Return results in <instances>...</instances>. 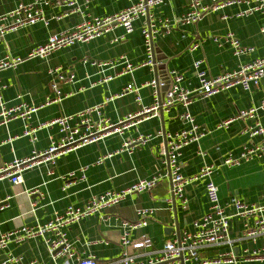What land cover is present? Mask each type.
<instances>
[{"label": "crops", "instance_id": "0c3cea01", "mask_svg": "<svg viewBox=\"0 0 264 264\" xmlns=\"http://www.w3.org/2000/svg\"><path fill=\"white\" fill-rule=\"evenodd\" d=\"M33 1L0 0V15L20 4ZM76 1L81 5L84 15L64 16L69 9L67 5L50 4L44 7L48 24L41 21L26 25L0 38V58L7 54L24 56L31 48L45 43L51 34L75 26L83 17H103L137 2ZM193 1L166 0L161 5L151 7L149 16L138 18L134 22V30L129 34H125L122 27H116L90 41L55 51L47 59L33 58L21 63L16 69L1 70L0 83L5 86L2 90L3 101L14 104L21 95L28 103L43 104L47 97L52 95L53 77L49 70L61 66L65 71L74 72L76 76L74 82L61 84L62 91L69 95L60 102L41 107L30 119V125L37 127L53 118L77 113L102 103L107 98L102 116L112 123H118L121 119L135 114L143 106L153 103V88L141 85L156 79L157 75L162 77L165 73L163 71L177 70L183 75L182 86L191 89L199 84L194 65L198 60L203 61L201 69H206L210 75L215 76L237 69L241 63L264 57V32L261 30L264 26V14L257 11L247 17L236 16L239 11L255 5L253 0L250 4L244 0L211 11L196 23L177 24L175 20L190 10ZM202 2L211 4L212 0ZM165 19L172 23L169 28L163 26ZM145 20H150L158 29L154 37V65H143L147 60L142 34ZM229 31L234 32L243 44L254 47V51L239 58L234 55L229 45L220 46L212 39L213 36L224 35ZM121 36L124 37L115 41V38ZM120 55H125L134 65L140 66L132 73L120 74L123 64L115 63L103 67L92 64L94 60L112 61ZM85 59L89 62H85ZM162 65H165V68ZM107 75L115 77L105 82L102 79ZM131 83L141 86L140 90L124 93V89ZM160 92L162 94L163 89ZM137 96L141 98L140 103ZM263 98L264 77L251 91L236 85L209 97L196 98L190 105V111L196 122L202 128L208 129V134L198 143H191L181 150L179 160L182 163L183 175L196 174L206 163L221 164L229 152L238 154L245 144L250 143L244 129L254 123V119L241 118L238 114L258 105ZM181 112L182 105H173L165 109L163 115L159 113L136 123L122 133H113L100 141L60 155L54 165L47 162L36 164L23 171L20 184H14L9 178H0V234L24 224L45 223L71 204L82 205L94 195L109 190H120L139 179L151 178L158 174L160 179L151 190L131 194L106 211L86 217L68 227L67 237L72 243L75 255H59L55 262L76 264L78 257L93 255L99 262L105 263L120 257L123 252V224L125 221H139L141 217L137 211L141 208H151L154 212L147 225L129 230V238L137 241L143 236H148L153 246L143 249L141 252L146 253L140 258L147 261L154 257L153 251L162 248L168 240L184 230H192L194 221L200 219L209 209L205 180L186 186V208L173 197L172 183L167 176V156L163 153L166 148V135L163 130L170 133L188 127V124L180 119ZM235 117L237 118L227 128H217L222 121ZM97 118V114H94L93 119ZM261 120L264 123V112H261ZM23 132L24 121L21 119H15L8 125H0V166L14 159L28 158L34 150H45L53 139L59 137L57 125L39 129L35 142L23 135ZM141 135L151 136L131 146V150L124 148L126 142L138 139ZM9 138L12 140H8ZM106 154L110 156L99 163V159ZM85 166V180L80 179L78 172L74 177L68 176L70 172ZM213 179L219 186L221 204L230 214L235 212L234 207L229 205L233 196L248 203L264 204V164L259 160L244 162L235 167L221 166ZM31 191L35 193H30ZM242 233V220L235 216L231 222L230 237L234 240L233 251L242 261L238 264H264V255L243 261L246 248H249L251 253L264 247V235L254 242L241 239ZM229 248L228 245L215 246L202 250L200 255L204 259H212L229 251ZM6 253L21 256L24 261H33V264L54 263L48 246L41 238L11 243L6 250L0 251V264H3Z\"/></svg>", "mask_w": 264, "mask_h": 264}, {"label": "built area", "instance_id": "2783aa9c", "mask_svg": "<svg viewBox=\"0 0 264 264\" xmlns=\"http://www.w3.org/2000/svg\"><path fill=\"white\" fill-rule=\"evenodd\" d=\"M166 0H137L130 6L108 14L106 16H91L84 18L75 26L51 34L45 43L37 45L30 49L24 56H12L7 54L0 58V71L3 69H16L21 63L33 59H47L49 56L62 48L72 46L76 43H84L94 38L109 33L116 27H122L125 34L134 30V22L141 17L149 16V9L161 5ZM244 0H212L211 4H204L202 0H194L190 5V10L176 19L177 24H191L198 22L202 17L211 11L241 3ZM252 0H246L251 3ZM255 5L239 11L237 17H247L251 14L261 11L264 14V0H253ZM50 4L67 5L68 10L64 16L72 14L84 15V11L76 0H34L28 4H20L15 9L0 15V38H3L8 32L15 31L20 27L35 24L37 22L49 23L44 13V7ZM227 16H224L226 18ZM58 18V17H57ZM61 18V17H60ZM9 21V22H8ZM7 22V23H6ZM174 24V23H173ZM171 21L165 19L163 26L169 28ZM264 32V26L261 28ZM158 29L150 22L144 21L142 34L147 51V60L143 65H154V37ZM124 36L115 38L119 41ZM218 45H229L236 57H242L254 51V47L242 43L234 32H227L224 35H216L212 38ZM85 62H89L85 59ZM123 64L120 74L132 73L140 65H134L125 55H120L117 59L106 62L92 61L93 65L100 67L109 64ZM202 60L195 62V68L199 79V84L194 88L182 86L183 75L177 70H168L162 77L157 76L141 86H150L154 91V101L149 106H143L135 114L121 119L118 123H112L108 118L103 117L102 109L106 105L108 98L99 104L87 107L71 115H62L53 118L37 127L30 125V119L43 106L57 103L63 100L69 94L61 89V84L74 82L76 76L72 71H65L61 66L52 67L49 70L51 74L52 95L48 96L41 105H35L26 102L22 96L14 104H9L2 99V90L5 86L0 83V125H8L15 119L24 121L23 135L30 137L31 141H37V131L43 127L57 125L59 128V137L53 139L50 146L45 150H34L32 155L24 159H14L9 163L0 166V178H9L14 184H20L23 180L22 173L36 164L47 162L52 165L56 163L57 158L66 152L79 147L100 141L113 133H122L125 129L136 123L146 120L150 117L159 115L160 109H169L171 106L180 104L183 106V112L180 119L188 127L166 133L167 144L163 149L167 156L168 165L167 176L172 183L173 197L180 201L183 208L188 205V198L185 194V188L188 184L205 180L206 195L209 201L208 211L198 220L194 221L192 230H184L174 238L168 240L162 248L153 251L154 257L147 261L140 258L146 252H141L145 248L153 246L152 240L148 236H143L137 241L129 238V230L148 224L149 218L154 210L151 208L138 209L137 213L140 220L137 222H124V233L121 238L123 252L120 257L105 263L99 262L95 256L78 257L76 264H212V263H235L242 262L233 251V239L230 237L231 222L235 216L242 220L243 233L241 239H248L254 242L264 235V204L248 203L239 197L233 196L229 205L233 206L235 212L228 213L220 201L219 186L215 183L213 176L221 166L235 167L244 162L259 160L264 164V123L261 120V112H264V98L258 105L249 109L240 111L238 117L254 119V123L244 129V133L250 138V143L245 144L238 154L229 152L221 164H204L194 175L184 176L182 173V163L179 160L181 150L191 143H198L208 134V129L202 128L197 122L195 116L190 111V105L196 98H205L221 91L227 90L233 86L239 85L246 91H251L257 87L260 80L264 77V57H257L247 63H241L237 69L224 72L219 75H210L206 69H201ZM167 76L169 88L161 94V89L167 85ZM115 75H107L102 80L108 82ZM141 86L129 84L126 92H138ZM162 96V97H161ZM140 103L141 98L137 96ZM97 114L98 118L93 119ZM224 120L217 125V128H227L229 124L236 119ZM151 135H141L138 139L128 141L124 148L131 150V146L145 141ZM8 140H12L9 138ZM200 153H202L200 151ZM110 154L104 155L99 159L101 163ZM87 167H81L78 171L69 173V177L80 174V179H86ZM53 173V170L50 171ZM160 175H154L151 178L139 179L136 183L120 190H109L102 194L90 197L82 205H69L62 213H57L52 219L45 223L24 224L13 230L0 234V251L6 250L11 243H23L31 239L41 238L48 246L51 257L55 262L59 255L74 256L72 243L67 237V229L71 225L80 222L82 219L102 213L108 208L124 201L129 195L151 190L156 186ZM65 189V188H64ZM30 193H35L31 191ZM3 205L1 206V208ZM228 245L229 251L221 253L218 257L204 259L200 252L204 249ZM246 253L244 260L249 258H260L264 255V247L255 249L251 253L249 248L244 250ZM33 261H24L21 256L6 253L3 264H33Z\"/></svg>", "mask_w": 264, "mask_h": 264}, {"label": "water", "instance_id": "95a60500", "mask_svg": "<svg viewBox=\"0 0 264 264\" xmlns=\"http://www.w3.org/2000/svg\"><path fill=\"white\" fill-rule=\"evenodd\" d=\"M153 63L154 64H156V59H155V55L153 54ZM163 66V65H162ZM164 68H165V65L163 66ZM156 69H157V67H156ZM163 72H165V73H163L164 75L166 74V71H163ZM158 76V75H157ZM166 80H167V85L164 87V88H162L163 89V91H165V90H167L168 88H169V80L167 79V76L166 77H164ZM162 97V96H161ZM163 112H164V109H160V113H161V115H163ZM163 133H164V135H166V130L164 129L163 130ZM166 144H167V139H166ZM175 199V198H174ZM174 201H176V200H174ZM6 255H4V257H5ZM3 257V258H4Z\"/></svg>", "mask_w": 264, "mask_h": 264}]
</instances>
